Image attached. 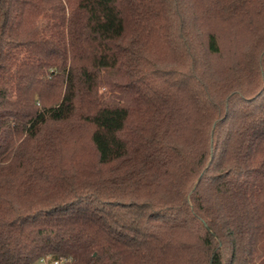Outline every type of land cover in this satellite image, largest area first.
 I'll list each match as a JSON object with an SVG mask.
<instances>
[{"label":"trees","instance_id":"1","mask_svg":"<svg viewBox=\"0 0 264 264\" xmlns=\"http://www.w3.org/2000/svg\"><path fill=\"white\" fill-rule=\"evenodd\" d=\"M256 21L264 0H0V264H264V34L220 35Z\"/></svg>","mask_w":264,"mask_h":264},{"label":"rangeland","instance_id":"2","mask_svg":"<svg viewBox=\"0 0 264 264\" xmlns=\"http://www.w3.org/2000/svg\"><path fill=\"white\" fill-rule=\"evenodd\" d=\"M246 22V21H245ZM244 22V23H245ZM249 22V21H248ZM248 22L246 23V25H243L242 28L240 29V31H236L234 32V30L232 29V27L226 25V24H221L220 28L222 30L221 32V36L223 38V41H226V43L230 44V49H231V52L228 51L229 54H232V53H238L239 55H241L242 51V47L239 46L237 43L236 44H232L233 41L236 40V38H239L241 39L242 37L244 38V48L243 50L245 49H248L247 51H250V48H251V42H253V40L256 38V37H260L262 36L261 34H264V30H263V21L262 23H260V28L258 29V31L256 30V27L258 26V21L255 22V26L253 29L249 28L248 26ZM203 29H202V26H201V22L198 20L197 22V31H196V34L200 33L199 36L201 35V38H203ZM195 34V35H196ZM199 36H198V39H199ZM253 39V40H252ZM259 39V38H257ZM248 42V43H246ZM234 51V52H233ZM248 52H243V56L245 57V55L247 54ZM175 60V58L173 59ZM233 59L231 60H227V61H223V62H227L228 64H231L233 63ZM46 259H49L50 257H45ZM35 264H42V262L39 260L37 261ZM63 264V261L62 263Z\"/></svg>","mask_w":264,"mask_h":264},{"label":"built area","instance_id":"3","mask_svg":"<svg viewBox=\"0 0 264 264\" xmlns=\"http://www.w3.org/2000/svg\"><path fill=\"white\" fill-rule=\"evenodd\" d=\"M40 261L42 262V264H61L63 260L60 259L50 260V259L42 258Z\"/></svg>","mask_w":264,"mask_h":264}]
</instances>
